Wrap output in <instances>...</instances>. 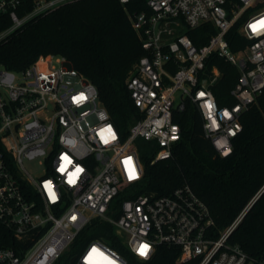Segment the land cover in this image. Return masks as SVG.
Wrapping results in <instances>:
<instances>
[{
    "label": "built area",
    "instance_id": "obj_1",
    "mask_svg": "<svg viewBox=\"0 0 264 264\" xmlns=\"http://www.w3.org/2000/svg\"><path fill=\"white\" fill-rule=\"evenodd\" d=\"M75 1L0 0V16L10 22L0 31V42ZM134 1L140 0H119L125 8ZM143 1L146 9L136 11L131 19L145 55L127 79L140 118L126 138L101 104L95 84L65 57L41 56L21 72L0 65V225L16 241L15 247L0 242V264H55L78 245L79 235L94 220L114 227L139 261L151 260L158 246L164 245L178 248L179 263L264 264V257L255 259L230 243L255 198L217 236L209 207L190 185L167 196L138 194L136 189L145 173L138 141L154 143L153 163L172 159L182 136L174 115L188 103L200 112L205 135L218 155H232L233 141L243 130L242 114L264 92V28L252 27L264 21V8L258 9L263 2ZM242 18L239 32L251 44L234 52L226 36ZM207 23L216 33L197 47L188 32ZM212 55L240 72L230 93L235 105L220 106L216 100L211 87L221 72L214 67L207 73ZM107 128L111 135L102 137ZM63 156L71 163L61 173ZM129 158L134 178L125 164ZM78 167L82 171L69 183ZM47 181L53 184L55 202L44 187ZM262 191L264 187L258 195ZM144 245L147 251L142 255ZM93 248L99 253L96 264H132L102 239L90 240L69 264H86Z\"/></svg>",
    "mask_w": 264,
    "mask_h": 264
},
{
    "label": "trees",
    "instance_id": "obj_2",
    "mask_svg": "<svg viewBox=\"0 0 264 264\" xmlns=\"http://www.w3.org/2000/svg\"><path fill=\"white\" fill-rule=\"evenodd\" d=\"M145 1H134L125 8L119 0H78L44 14L23 29L0 42V65L21 72L46 55L63 56L68 63L91 80L98 89L101 104L112 122L126 138L131 126L140 118L127 79L145 55L142 43L133 29L131 16L146 9ZM245 18L228 32L226 40L234 52L245 50L251 42L239 29ZM7 17L0 16V31L8 27ZM216 33L207 23L190 30L189 37L197 47L206 45ZM214 67L221 77L211 88L220 106L236 104L230 93L237 85L239 70L218 55H212L206 71ZM174 120L182 136L174 148L173 158L153 163L157 149L154 143L138 141L145 168L142 181L136 185L138 194L170 195L184 184L207 204L215 221L213 234L227 229L264 187V92L240 120L242 132L233 141V153L222 158L207 139L200 112L190 103ZM121 197L118 201L124 200ZM93 230L90 240L102 239L132 264H194L179 263V250L159 245L154 257L139 261L123 245L114 227L94 220L78 238ZM0 242L16 246L12 233L0 225ZM230 243L239 246L255 259L264 257V191L253 202L230 236Z\"/></svg>",
    "mask_w": 264,
    "mask_h": 264
},
{
    "label": "clouds",
    "instance_id": "obj_3",
    "mask_svg": "<svg viewBox=\"0 0 264 264\" xmlns=\"http://www.w3.org/2000/svg\"><path fill=\"white\" fill-rule=\"evenodd\" d=\"M261 22V21H260ZM258 23V24H255V28H264V24H261V23ZM225 115H227V113H225ZM105 133H108L109 135H111L112 133V129L111 128H107L104 130V133H101V136L103 137ZM114 138V137H113ZM62 160H63V163H61L60 167H59V171L62 173L64 172V170L67 168L68 164L71 163L70 160H68V158L66 156H63L62 157ZM125 162H127V166H128V170L129 172L131 171V169L133 168V164H132V160L129 158L128 160H126ZM126 164V163H125ZM82 171L81 168H77L75 172H73L70 177H69V183H70V180L71 181H74L75 177L77 176L78 173H80ZM44 187L47 189V192H48V195L50 196L51 200L53 202H55L57 200V196L55 194V192L53 191V184L51 183V181H47L45 182L44 184ZM99 256V253L96 251L95 248H93L91 250V253L88 255L87 257V262L86 264H96V261H95V257H98ZM109 264H112V262H109Z\"/></svg>",
    "mask_w": 264,
    "mask_h": 264
},
{
    "label": "rangeland",
    "instance_id": "obj_4",
    "mask_svg": "<svg viewBox=\"0 0 264 264\" xmlns=\"http://www.w3.org/2000/svg\"><path fill=\"white\" fill-rule=\"evenodd\" d=\"M261 2H263V5L261 7H259L258 9H263L264 8V0H260ZM177 97H179V94L177 95ZM32 170V169H31ZM33 171V170H32ZM90 227V226H89ZM88 227V228H89ZM87 229V228H86ZM93 230H88L86 232V235L82 238V241L79 240L80 242L78 243V245L72 246L71 247V251L67 252L59 261H57L55 264H69V261L71 259V257H74L76 255H78L80 253V251L82 250L83 246L85 244H87L90 239L93 237Z\"/></svg>",
    "mask_w": 264,
    "mask_h": 264
},
{
    "label": "snow or ice",
    "instance_id": "obj_5",
    "mask_svg": "<svg viewBox=\"0 0 264 264\" xmlns=\"http://www.w3.org/2000/svg\"><path fill=\"white\" fill-rule=\"evenodd\" d=\"M260 23H261V24H264V21H261ZM252 27H253L254 30L256 29L254 25H253ZM201 95H203V94H201ZM83 98H84V97L81 96V97H79L78 99H83ZM125 163H126V165H127V162H125ZM129 176H130V178H134V176H135V169H134V168H132L131 171L129 172ZM72 182H74V181H71V180H70V183H72ZM96 251H97V250H96ZM140 251H141V254H142V255L145 254L146 251H147V246H146V245L142 246L141 249H140Z\"/></svg>",
    "mask_w": 264,
    "mask_h": 264
},
{
    "label": "water",
    "instance_id": "obj_6",
    "mask_svg": "<svg viewBox=\"0 0 264 264\" xmlns=\"http://www.w3.org/2000/svg\"><path fill=\"white\" fill-rule=\"evenodd\" d=\"M261 193H262V192H261ZM261 193H260V194H261ZM260 194H259L258 196H256V197H255V199H254V201H253V202H255V200H256V199H257V198L260 196Z\"/></svg>",
    "mask_w": 264,
    "mask_h": 264
}]
</instances>
